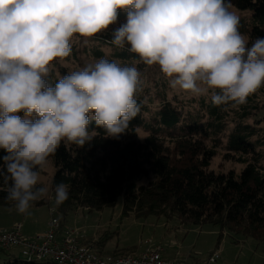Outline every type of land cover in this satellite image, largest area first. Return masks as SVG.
I'll return each instance as SVG.
<instances>
[{
  "label": "clouds",
  "instance_id": "obj_1",
  "mask_svg": "<svg viewBox=\"0 0 264 264\" xmlns=\"http://www.w3.org/2000/svg\"><path fill=\"white\" fill-rule=\"evenodd\" d=\"M231 0H0V179L6 199L26 214L46 198L41 185L61 144L83 148L99 135L119 138L140 112L141 72L100 58L49 82L50 66L75 37L110 32V43L158 66L173 89L244 104L264 86V38L239 30ZM126 21L117 25L119 13ZM23 114L22 116L20 114ZM55 186V203L69 198Z\"/></svg>",
  "mask_w": 264,
  "mask_h": 264
},
{
  "label": "trees",
  "instance_id": "obj_2",
  "mask_svg": "<svg viewBox=\"0 0 264 264\" xmlns=\"http://www.w3.org/2000/svg\"><path fill=\"white\" fill-rule=\"evenodd\" d=\"M231 4L252 13L253 25L239 19L240 32L253 40L264 38V0H231ZM126 15L121 11L113 28L124 23ZM91 39L111 47L115 61L133 64L139 59L127 48L112 45L110 32ZM95 53L104 56L99 49ZM47 79L55 84L51 76ZM137 101L140 112L119 138L107 137L93 121L89 130L99 135L91 144L81 148L62 143L50 158L56 169L54 189L60 183L70 186L69 198L57 208L64 214L79 208L103 211L123 197V217L179 220L217 229L220 240L227 232L264 241V118L260 116L264 86L235 107L203 100L197 113L174 101L165 100L157 107L144 95H137ZM219 154L242 169L213 171L212 162ZM5 155L0 150V164ZM6 196L0 179V206H13ZM106 242L94 245L99 248ZM1 253L7 256L0 258V264H56L51 260L22 262L9 251L0 249ZM113 256L125 257L129 252Z\"/></svg>",
  "mask_w": 264,
  "mask_h": 264
},
{
  "label": "rangeland",
  "instance_id": "obj_3",
  "mask_svg": "<svg viewBox=\"0 0 264 264\" xmlns=\"http://www.w3.org/2000/svg\"><path fill=\"white\" fill-rule=\"evenodd\" d=\"M230 10L239 19H245L249 26L254 24L251 12L240 11L234 7ZM100 43L91 38L75 37L72 41L70 56L63 60L54 61L53 65L50 66L49 76H51L52 81L56 83L58 78L68 72L78 71L86 65L94 64L96 60L102 57L115 60L113 57L115 51L109 46L100 45ZM98 49L104 53V56L98 57L96 55L95 52ZM117 62L121 65L129 66L135 64L141 72L142 80L141 88L137 95H144L152 99L153 107L162 105L167 100L178 103L180 106L185 107L187 111L197 113L202 108L203 100H205L206 104L211 102L210 95L195 96L179 89L171 88L168 78L164 76L158 66L145 65L141 67L137 62L133 64ZM20 115L22 116L23 114ZM260 116L264 118V109L261 111ZM142 136H145V134L142 133ZM241 169V165L224 160L222 154L216 156L212 162V170L217 173H229L232 170L239 172ZM55 175L56 169L51 160L47 170L41 174L40 185L49 189L48 196L39 200L40 204H34L28 213H19L14 205L9 207L0 206V229L2 227L13 229L21 224L31 232L32 236L35 234L44 235L50 227L51 212L54 210L55 217L61 223L60 235L63 234L62 232H64V236L70 232H77L82 237L85 234V237L91 240L86 242V244L94 248L96 245L93 242L98 243L99 241H107L106 243L110 245L119 244L125 248L142 244L146 248L147 245L145 244L149 242L160 248H174L177 254L180 253L187 258L177 259L184 264H203L215 252L221 253L219 264H264V241H259L252 237H235L226 232L224 238L220 240V232L217 229H212L208 226L201 227L193 224H183L179 220L168 222L165 218L155 216H151L144 221H139L132 216L133 220L131 222L135 224L128 222L130 217L124 221L120 220L126 219L123 217V197L118 200L115 207L107 208L103 211L89 212L79 208L64 214L57 208L55 203V189L53 186ZM97 249L96 247L95 251L99 254ZM11 252L9 254L22 262L24 261L19 248H14ZM135 253L133 252L129 256H136ZM99 255L103 257L113 256L108 254ZM6 256L5 254H0L1 259L6 258Z\"/></svg>",
  "mask_w": 264,
  "mask_h": 264
},
{
  "label": "built area",
  "instance_id": "obj_4",
  "mask_svg": "<svg viewBox=\"0 0 264 264\" xmlns=\"http://www.w3.org/2000/svg\"><path fill=\"white\" fill-rule=\"evenodd\" d=\"M52 220L46 234L28 239L20 225L11 230L0 231V249L21 250L22 257L28 261L51 260L56 264H184L179 260H167L162 249L146 242L147 247L136 256H100L93 246L84 244L77 232L66 233L60 239L61 223L51 212ZM221 253L215 252L203 264H219Z\"/></svg>",
  "mask_w": 264,
  "mask_h": 264
},
{
  "label": "crops",
  "instance_id": "obj_5",
  "mask_svg": "<svg viewBox=\"0 0 264 264\" xmlns=\"http://www.w3.org/2000/svg\"><path fill=\"white\" fill-rule=\"evenodd\" d=\"M130 217V218H129ZM129 217H124L126 219H120V220H127V218H129V221L130 223L132 224H135L133 222H131L133 220V217L132 216H129ZM135 222V221H134ZM123 224V223H122ZM22 228V233L23 235L28 238V239H35L36 237L40 236V234H35L32 236L31 232L27 229H25V226L23 227V225L19 224ZM11 228H6V227H2L0 229L1 230H10ZM64 231V230H62ZM63 234L60 235V239H62L64 237V232H62ZM115 234V233H114ZM83 243H86V242H90L91 240L87 239L85 237V234L83 235V238L81 240ZM94 244H97L95 242H93ZM146 245V244H145ZM143 246V247H142ZM162 248V247H161ZM145 249L144 245H134V246H129V247H121L119 244L117 245H110L109 243H104V245L102 247H99L97 250L102 254V255H118V254H123V253H127L129 252V255H132V253L134 251H136L135 255H139V253H141L143 250ZM163 249V257L167 260H177V259H187L185 257L182 256V254H177V252L175 251L174 248H162ZM11 252V251H10ZM12 253V252H11ZM179 255V256H178ZM197 263V262H196Z\"/></svg>",
  "mask_w": 264,
  "mask_h": 264
}]
</instances>
